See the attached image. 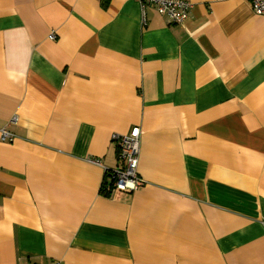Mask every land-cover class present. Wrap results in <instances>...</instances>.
Masks as SVG:
<instances>
[{
    "label": "crops",
    "instance_id": "obj_1",
    "mask_svg": "<svg viewBox=\"0 0 264 264\" xmlns=\"http://www.w3.org/2000/svg\"><path fill=\"white\" fill-rule=\"evenodd\" d=\"M190 1L0 0V264H264V16Z\"/></svg>",
    "mask_w": 264,
    "mask_h": 264
},
{
    "label": "built area",
    "instance_id": "obj_2",
    "mask_svg": "<svg viewBox=\"0 0 264 264\" xmlns=\"http://www.w3.org/2000/svg\"><path fill=\"white\" fill-rule=\"evenodd\" d=\"M142 4L143 9L148 5H154L158 11L167 16L174 23H183L190 17L193 3L190 0H137ZM254 12L264 16V0H249ZM52 39L56 38L51 34ZM15 117L12 121H16ZM0 139L2 142H10L14 138L13 132L7 127L0 129ZM119 152L118 157L121 162L117 168L107 171V176L102 184V190L114 194L115 192H131L142 188L146 181L139 175L138 167L141 154V129L134 127L126 134H113ZM102 164L101 160H94ZM58 264H61L60 262Z\"/></svg>",
    "mask_w": 264,
    "mask_h": 264
},
{
    "label": "rangeland",
    "instance_id": "obj_3",
    "mask_svg": "<svg viewBox=\"0 0 264 264\" xmlns=\"http://www.w3.org/2000/svg\"><path fill=\"white\" fill-rule=\"evenodd\" d=\"M105 169H107V168H105ZM114 169V168H113Z\"/></svg>",
    "mask_w": 264,
    "mask_h": 264
}]
</instances>
